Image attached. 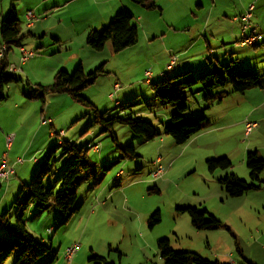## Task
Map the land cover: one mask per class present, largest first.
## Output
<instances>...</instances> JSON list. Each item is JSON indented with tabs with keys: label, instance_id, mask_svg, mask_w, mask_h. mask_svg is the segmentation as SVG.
I'll return each mask as SVG.
<instances>
[{
	"label": "rangeland",
	"instance_id": "obj_1",
	"mask_svg": "<svg viewBox=\"0 0 264 264\" xmlns=\"http://www.w3.org/2000/svg\"><path fill=\"white\" fill-rule=\"evenodd\" d=\"M9 1L4 0V13L0 6V19L8 13ZM24 1L27 0L20 1L18 7L25 4ZM64 1L61 3L64 4ZM155 1L159 6L157 9L136 6L141 7L144 14L142 17L135 16L139 39L134 46L114 53L109 44L94 56L75 49L78 45L73 44V48L82 56L79 58L84 60L86 72L92 71L101 61H106L105 73L82 92L100 113L109 111L110 116L120 118L140 116L159 130L169 124L175 112L174 107L161 106L146 79L157 81L163 78V75L154 78L147 73L153 74L165 69L170 62V53L178 57V67L185 61H188L187 65L191 68L196 65L205 66V69L188 73L181 79L205 74L210 69V61L216 67L229 66L231 72L253 71L264 74V0ZM71 2L67 20L73 28L65 37L72 36L74 41L80 36V31L75 33V29L90 22L94 16L92 13L98 12L100 6L93 4L92 0ZM250 3L257 4L252 13L251 24L257 26L259 38L255 43L245 41L241 45L249 36L244 35L241 41L240 25L232 19L235 15L247 12ZM17 11L20 19L21 8ZM56 31L62 29L58 28ZM250 31L248 30V34ZM252 35L253 33L250 36ZM65 48V52L55 54H50L47 49H31L38 53L24 64L20 62L19 47L15 46L10 51V63L17 69L8 71L22 81L5 87L7 100L0 102V115L9 117L8 124L14 125V128H25L24 124H18V112L22 110L20 107V110H16L15 103H22L23 112L30 111L27 123H32L36 115L38 118L42 116L43 109L46 128H43L45 132L41 133L34 148L37 150L42 145L45 146L48 140L50 143L39 154L36 153L39 157L42 158L47 148L63 138L59 135L63 129L68 135L66 140L72 138L80 146H88L89 141L92 142L89 145L100 144V151L94 152L90 148V160L110 169L98 185L89 180L79 188L75 203L79 210L66 223L63 212L57 208L51 207L47 212H40L36 206L29 208L25 215L28 230L37 240L52 248V252L40 258L36 264H44L53 253L56 258L51 264H164L157 247V241L162 238L170 239L175 250L193 251L204 258L221 262L233 259L237 263L243 262L244 259L237 250L238 245L246 259L264 264V183L241 196H230L219 181L227 174L251 180L246 164L248 151H258L259 156L264 159V88H252L244 94H228L221 104L207 109L204 100L206 91L200 85L193 86L191 91L186 92L188 110L184 119L204 114L211 123L207 131L203 132L202 138L193 145L174 142V148L166 144L160 149L155 140L138 144L137 140L132 139L128 126L116 123L114 135L118 142L123 146H136L140 155L133 160H121L112 132H103V128L96 124L90 126L94 121L93 111L76 101L69 93H50L44 101L27 100L24 96L30 91L27 84L35 87L53 82V75H49V68L53 63L68 61V68L61 65L58 70L74 72L81 61L74 65L69 57L71 50L66 52ZM95 59L100 60L95 62ZM179 72V68L177 71H165L171 77ZM115 81L120 84L121 90L115 99H111L109 93H114ZM220 90L221 88L216 87L213 93ZM121 94L122 105L133 98L137 104L123 110L115 108V101L120 100ZM165 117H169V122L165 123ZM47 118L54 120L53 125ZM246 122L257 124L249 134L245 133ZM52 130L57 134L50 136ZM82 137L84 142L80 143ZM168 138L172 140L170 136ZM22 144L23 141H20L17 147L21 148ZM177 152L181 154L177 156L176 162L166 166L167 160L172 157L174 159L173 154ZM33 154L36 155L34 152L30 156ZM16 155L14 150L10 159H15ZM157 157L162 158L160 164L164 173L154 178ZM222 157L229 158L232 166L227 170L217 169L211 173L207 160ZM68 162V157L57 155L48 185H52L55 191L60 186L62 172ZM119 171L120 176L123 175L121 179H115V174ZM260 178L264 180V171ZM155 187L158 190H153ZM20 189L21 187L16 190L13 188L11 193L14 197H9L6 205L0 209V218L8 213L11 226L16 222L15 202ZM180 205L197 207L200 211L207 210V217L214 215L226 227L217 230L196 229L190 216L177 210L176 207ZM157 210L161 213V221L150 228L148 219ZM1 229L4 228L0 227V231ZM74 244H79V248L69 260L66 251ZM17 255L18 251L10 252L1 264H13Z\"/></svg>",
	"mask_w": 264,
	"mask_h": 264
},
{
	"label": "trees",
	"instance_id": "obj_2",
	"mask_svg": "<svg viewBox=\"0 0 264 264\" xmlns=\"http://www.w3.org/2000/svg\"><path fill=\"white\" fill-rule=\"evenodd\" d=\"M17 0H11L12 4L7 15L1 20L0 35L1 43L7 46L8 51L20 45V22L18 12L15 7ZM147 9L157 7L154 0H131ZM134 14L127 8L120 9L113 19L101 30L92 28L87 33V44L96 51H102L107 44H111L114 53H119L127 47L133 46L138 40V26L133 22ZM255 43V42H254ZM105 63L98 65L90 72H86L82 64H79L74 72H67L60 69L56 72L52 83L47 85H29L30 91L25 95L28 99L45 100L47 94L69 93L76 101L90 107L94 113V121L90 126L96 124L101 126L103 132H112L113 141L120 152L121 160H133L140 157L136 146H123L114 135L116 123H122L129 127L132 132V139L141 144L160 137L163 133L171 136L177 144H185L192 136L203 131L210 126L208 117L204 114L194 115L185 120L184 114L188 110L187 91L196 85H200L205 91L204 100L206 108L221 104L223 99L231 93H245L251 88H264V74L253 71L231 72L229 66L216 67L211 62V69L196 78L189 77L181 79L186 73L174 76L163 74V78L157 81L149 80L150 89L155 94V98L160 101L161 106H173L175 112L171 116V122L164 125L163 130L157 129L151 122L140 116L124 117L110 116L107 111L100 113L96 106L90 102L83 91L94 84L97 78L105 73ZM8 62L4 61L0 65V101L5 99V87L13 82L22 81L14 74L10 73ZM216 87L221 88L215 92ZM137 104L133 98L125 102L115 104V108L121 110ZM109 115V116H108ZM57 134V132H54ZM60 134V133H59ZM112 136V135H111ZM61 138L51 148L44 151V155L38 161L36 170L32 174L29 183L22 185L20 194L15 202L16 222L14 226L9 224L8 213H4L0 218V264L12 251H18L17 258L13 264H36L45 255L52 252V248L37 240L28 230L25 215L31 206H36L40 212H47L51 207L61 210L65 216L66 223L71 216L79 210L75 206L77 192L79 188L89 180L98 185L110 167L91 162L89 150L91 146H80L72 140ZM58 154L69 158L67 166L61 175V183L55 191L50 185L49 178L53 173L54 165ZM246 164L249 169L250 181L244 180L235 174H227L219 179L226 192L230 196H241L250 189L261 187L264 183L261 174L264 171V159L259 156L258 151H248L246 154ZM208 170L213 173L217 169L227 170L232 166V162L227 157L207 160ZM117 174H115V177ZM119 179V178H115ZM120 187V184H117ZM153 190H158L155 187ZM181 213L185 212L190 216L192 225L199 230H217L226 227L214 215L206 216L207 210L200 211L197 207L180 205L176 207ZM161 221L160 211H155L148 219L149 227L153 228ZM157 247L164 260V264H258L255 261L244 257L242 250L237 245V250L243 262L235 261L221 262L202 257L196 252L186 250H175L172 248L168 238L157 241ZM56 258L53 253L51 258L44 264H51ZM114 264V263H111Z\"/></svg>",
	"mask_w": 264,
	"mask_h": 264
},
{
	"label": "crops",
	"instance_id": "obj_3",
	"mask_svg": "<svg viewBox=\"0 0 264 264\" xmlns=\"http://www.w3.org/2000/svg\"><path fill=\"white\" fill-rule=\"evenodd\" d=\"M20 1H22V0H17L14 4L17 10H19V7L21 8V15H20L21 18L19 19L20 29H21V31H20L21 41H20V45L17 47H19L20 50H21V48H25L27 50H31V49H35V48L37 50H40V49L46 50L47 49V52H49L50 54L63 53V52H65L64 48L66 47L65 48L66 52L71 50L69 57L74 61V63H75L74 65H77L78 62H80V61H81L80 64L83 65V61H84V60L83 61L81 60L82 58H79L82 56H79V51H77L75 49H77V48L81 49V50L87 52V54H93L94 56L96 53L100 52V51L93 50L87 44V33L90 29L96 28L98 30H101L105 25H107L113 19L114 15L122 8H127L134 14L133 22L135 20V16L142 17V15L144 14V11H142V9H141V7H143V6L132 2L131 0H129V1H127V0H92L93 4H98L100 6V9L98 12L92 13L94 16H93V19L90 20V22H88L84 25H81L79 28L75 29V31H76L75 33L80 31V36L78 37L77 40L73 41L72 36H70L68 38L65 37L66 33H68V31H70L73 28L70 26V24L68 23V20H67L68 14L70 13L69 11H70V6L72 5V2H71L72 0H65V1L63 0L64 4L61 3L62 0H27V1H24L25 4L19 5V7H18V3ZM11 4H12V2L10 0L9 4L7 6V9L8 8L10 9ZM2 5L4 7V0H0V6L2 8V12L4 13V11L6 9L4 10ZM156 5H157V7L155 9H157L159 7L157 3H156ZM250 5H251V3L248 4L247 9H249ZM5 6H6V4H5ZM136 6H141V7H136ZM256 6H257V4L256 5L254 4V8L252 10V13L256 9ZM29 11H33L34 16L29 17L28 16ZM17 12H18V17H19V11H17ZM245 13L246 12L242 13L241 15H235V16H233V19H232L234 22H236L240 25L241 41H242V38L244 35L250 36V34L253 33L252 29H250V28H248L246 30V32H243V21L241 19H235L236 17H241ZM251 18H253V14H252ZM2 19H0V23H1ZM58 28H61L62 31H56V30H58ZM143 28L145 29V25ZM248 30H251L250 34H248ZM54 31H56V32H54ZM138 34H139V32H138ZM255 34L258 35L257 27H256V33ZM258 38L255 39V42L258 41ZM138 39H139V35H138ZM137 42H138V40H137ZM74 43H76V45H78V47L75 48L73 45ZM242 43L243 42H241V45H244ZM0 44H3V43H1V35H0ZM109 44H107L106 46H108ZM3 45H5V44H3ZM109 46H111V44ZM12 50L13 49L8 51L7 62H8V66H13V67H15V70H16L17 67L14 64H11L10 59H9V54H10V51H12ZM36 53H38V52L34 51L33 56ZM169 55H170V59H171L173 54L170 53ZM33 56H31L29 59H31ZM20 58H21V56H20ZM29 59H27V60H29ZM92 59H93V57H92ZM99 60L100 59H95V62H97ZM26 61L22 62L20 59L21 64H24ZM95 62H93V63H95ZM187 62L188 61H185V63H183V64L180 63V67L176 66V68H174L175 71H177L179 68V70H181V72H179L178 74L182 75L184 73L188 74V73H193V72L205 69V66L199 67L197 65L195 68H191V66L187 65ZM211 62L212 61H210V63H209L210 69H211ZM100 63L106 64V61H104V62L101 61ZM100 63H98L96 66H98ZM61 65H65L62 67H64L66 69L69 67L70 62L67 61V62H64L61 64L53 63L52 66L49 68V75L51 74V75H53L52 77H55V74ZM96 66H94V67H96ZM174 69H172V70H174ZM166 70L167 69L165 67V69L161 70L160 72L157 71V73H153V74H152V72H150V74L153 75L154 78H158V77H160V75H163ZM182 71H184V72H182ZM146 80L148 82L149 78H147ZM150 80H152V78H150ZM115 85H119V89L116 92V94H118V92L121 90L120 89L121 87H120V84L115 81V84L113 86L114 92H115ZM112 93H113V91L109 93V98L115 99L116 94L114 95V97H111L110 94H112ZM6 97H7V95L5 96V99L0 101V102L1 103L5 102L7 100ZM122 98H123V94L120 95V100L117 99L115 101V104H117V102H121ZM26 99L32 100V99H28V98H26ZM19 107L21 108L22 111L18 112L19 113L18 120H20V122L18 124L19 125L24 124V126H26L25 128L24 127H21V128L18 127L17 128V126H16V128H14V125L8 124V120L10 119L9 117L4 118V117H1V115H0V159L7 152L8 163H9V165L14 166V168H15V175H13V177L9 180V182H3V181L1 182V180H0V209L4 205H6V200L9 197H11V198L14 197V195H12V193H11L13 188H15V190H16V189H18V187H22L21 185L25 184V182L29 181L36 165L38 164V161L41 159V157H39L37 154H39L41 151H43V149L46 148L50 143L48 140V143L45 144V146L42 145L37 150H36V148H34L37 145L36 141L40 140L41 133L45 132V130H43V128H46V125H44L46 118L44 117L43 109L41 110L42 116H40L38 118V116L36 115V117H34L32 119V121H31L32 123H27V122H29L28 121L29 120L28 115H29L30 111L27 110V111L23 112L24 107L20 101L15 103L16 110H20ZM172 113H173V109L171 110V114ZM47 119H49L48 121L53 125L54 120H52L51 118H47ZM39 120H41V122H39ZM51 120H52V122H51ZM169 120H170L169 117H165L164 121H165V123H167V122H169ZM210 126H211V124H210ZM209 127H207L206 129H208ZM160 129L163 130L164 127L160 128ZM206 129H204L203 131L192 136L186 143L189 145L196 144L202 138L203 132L207 131ZM9 131L15 132V133H13L14 134V140H13L12 146L10 148H7L6 135L11 134V133H8ZM54 132H55V130H52L50 132V136H53ZM59 135L65 137V138H68V135L66 134V132H64L63 129L60 130ZM168 136L169 135L163 133L159 137V140L154 139L155 140L154 142H157L155 144H157V146L160 149L164 148L166 144H168L171 148H174V146H175L174 144L176 142L174 141V139L171 136L170 137L172 138V140L170 138H168ZM70 140H72V138H70ZM20 141H23V144H22L21 148H18L17 144L20 143ZM58 141L60 142L61 140H58ZM83 142H84V138L82 137L80 139V143H83ZM90 142L91 141H89V143ZM89 143H88V146H91V148L94 152L100 151V144H98L99 149L97 150L94 147V145H97V144L89 145ZM14 150H15V153L17 154L16 155L17 157L15 159L11 160L10 155ZM34 152H35V154L36 153L37 154L35 156H34V154L32 156H30V153H34ZM180 154H181L180 152H177V154H173V156L175 155V158L172 159L173 158L172 157L171 158L172 160L171 159L167 160L166 166L173 165L177 160V156ZM18 155H21V156H18ZM19 157H21L23 159L22 162H17V158H19ZM26 158H29V159H26ZM158 158L159 157H157L155 159V161ZM159 159H160V162H162V158H159ZM153 164H154V162H153ZM122 175L119 177V179H121ZM231 261H235L237 263V261L235 259H233Z\"/></svg>",
	"mask_w": 264,
	"mask_h": 264
},
{
	"label": "built area",
	"instance_id": "obj_4",
	"mask_svg": "<svg viewBox=\"0 0 264 264\" xmlns=\"http://www.w3.org/2000/svg\"><path fill=\"white\" fill-rule=\"evenodd\" d=\"M254 8V3H252L248 9V11L242 15L241 17H236L235 19H241L243 21V32H246L248 28H252L253 35L246 37L242 42L245 43V41L249 43H254L255 39L258 38V35H256V27L251 24V17H252V10ZM28 16L32 17L34 16L33 11L28 12ZM21 61L24 62L27 59H29L31 56H33L34 51L32 50H27L25 48H21ZM7 55H8V49H4L3 44H0V65L4 62L7 61ZM178 65V57L176 55H173L170 59V62L167 64L166 69L167 70H172L176 68ZM9 69L15 70V67L13 66H8ZM150 75V73H147ZM119 89V85H115V92L110 94L111 97H114L116 94L117 90ZM256 123L252 122H246V134H249L251 130L256 126ZM14 140V134H7L6 135V145L7 148H10L12 146ZM95 149H99V145H94ZM23 159L21 157L17 158V162H22ZM159 163V164H158ZM156 168L153 171V176L154 178H158L163 175L164 173V168L160 164V159L158 158L156 160ZM15 175V168L14 166L9 165L8 163V154L7 152L2 156L0 159V180L3 182H9V180ZM120 177V171L117 173V178ZM79 248V244H74L71 247L67 248L66 251V257L71 260L73 258L74 253L77 251Z\"/></svg>",
	"mask_w": 264,
	"mask_h": 264
},
{
	"label": "bare ground",
	"instance_id": "obj_5",
	"mask_svg": "<svg viewBox=\"0 0 264 264\" xmlns=\"http://www.w3.org/2000/svg\"><path fill=\"white\" fill-rule=\"evenodd\" d=\"M251 35V34H250ZM4 49H7L6 45H3Z\"/></svg>",
	"mask_w": 264,
	"mask_h": 264
}]
</instances>
